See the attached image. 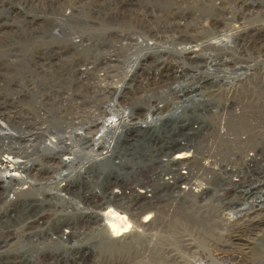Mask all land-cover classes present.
<instances>
[{
	"label": "bare ground",
	"instance_id": "bare-ground-1",
	"mask_svg": "<svg viewBox=\"0 0 264 264\" xmlns=\"http://www.w3.org/2000/svg\"><path fill=\"white\" fill-rule=\"evenodd\" d=\"M90 1L95 11L116 5V0ZM5 6L3 0H0V7ZM196 6L204 7L200 4ZM262 7L264 8V5ZM210 8L213 13L208 19L210 24L206 27V32L211 37L225 31L231 32L233 29L231 36L224 35L226 39L223 40L224 42L228 43L234 38L233 46L240 50L247 49L244 43L247 39V43L251 46L258 45L259 51L264 49L260 47L264 45L263 27L245 31L234 27L227 28L223 20L222 9L212 6ZM189 9L188 3H182L181 0L169 1L167 4L153 0V6L151 3L142 2L134 11L123 13L114 8V11L106 12L105 18L110 23L108 26L111 30L104 34L102 39L94 42L92 61L84 59L79 63L80 68L75 65L70 68L69 85L36 82L31 84L33 86L31 90H42L43 94L36 99L35 115L27 121L24 120L22 126H19L18 137L12 134L4 124L0 125V206H2L0 207L2 211L0 214V264L41 263L39 258H26L25 254L31 252L30 250L25 251L19 247L11 248L9 243L14 238L19 239L20 244L27 245L28 248L30 246L33 252L44 243L46 246L51 245L52 261L49 262L46 259L44 264H69L64 249L74 247L71 242L73 244L82 236L83 233L80 232L83 228L92 225H98L101 231L99 240L93 248L87 247L86 244V248L78 252L81 262L74 258L70 264H84L83 261H90L85 264H264V211H261L264 208V155L261 146L264 144L262 142L250 144L251 136L264 130V127L261 126L262 122L256 120L255 122L247 121L246 126L239 125L242 120L251 118L257 113H264V54L259 52L258 60L252 58L248 60L242 57L238 59L241 62L235 57L224 59L218 55L204 59L206 50L213 51L215 47L222 48L227 45L221 41L223 35L210 39L208 42H206L207 39L198 42L200 40L198 28L188 24L192 17L186 12ZM242 9L239 13H242ZM60 12L64 22L79 17L82 23L81 26L76 27L82 32L79 37H76L79 40H74L72 34L66 36L67 50L80 52L92 46L93 41L83 36V32L92 29L94 25L83 21L81 10L74 5H69ZM6 21L7 17L0 15V32L3 27H11ZM53 25V29L60 28L58 22H54ZM119 28L125 30L121 31ZM133 29L142 31L141 39L136 38L135 33L129 32ZM175 31L178 35L173 36V39L168 42L165 41L164 36ZM177 47V50H172ZM234 53L239 54L238 51ZM147 60L151 61L147 62ZM181 62L195 68H204L207 73L213 74L228 72L231 75L235 71L256 72L260 69L263 71V76L258 80L259 93L257 95L246 94L238 99L235 95L231 97L237 106L227 110L229 113L234 112L240 115V121L236 123V127L239 125L237 128L239 137L233 142L235 144L228 145L227 142H230L228 137L223 143L220 142L219 137H216L224 128V119L218 112L215 113L208 108L202 114L205 118L213 120L217 129H214L212 124L205 125L197 121L195 125L187 126L188 132L182 126L179 127L181 138L176 143L172 141L167 145L165 138H159L153 140L151 142L153 144H149V146H154L155 154H152V159H146V161L144 159V161L145 163L148 161L147 167L157 166L148 176L149 183L152 185L146 186V189L144 187V191L136 190L138 184L146 185L144 181L130 183L126 179L128 182L126 186L131 188L128 196L125 195L126 189L123 193L111 192L114 183L110 180H106L98 188H94L93 182V185H90L93 196L90 200L83 201L81 206L70 205L68 201V196L78 193L77 186L63 185L61 189H58L57 195L49 194V200L45 202L54 201L56 197L60 202L69 205L66 209L71 208L76 211L79 209L80 211L74 223L63 221L64 225L57 227L50 236L51 215L45 216L41 212L44 209L42 206L38 209L39 199L34 197L33 200H27L20 206L18 199H23L22 197H26V194L33 191L38 192L37 186L41 187L45 184L44 177H41L43 172L47 175V173L65 170L62 171L66 172L62 178L69 179L71 172L75 169L73 173L83 176L86 174H82L84 165L102 160L119 139L126 137L124 146H144L143 138L140 137L149 127L142 126V124L137 125L133 115L129 119L124 106L136 100L133 96L138 90H142L140 84L150 80L149 77L152 74L164 83H179L187 79L188 75L184 71L175 72L177 64ZM34 64L43 63L38 59L34 61ZM145 70L148 71L147 76L140 79L139 72L142 73ZM216 83L215 86L220 85ZM237 83L235 85H238ZM230 84L229 88L234 86V82L228 85ZM211 85L209 79L199 78L194 84L195 87L191 86L190 90L185 88V92L194 94L200 86ZM230 94L226 91L225 96ZM55 99H59L64 105L56 111L47 109V104ZM13 100H2L0 110L6 108L8 104H13ZM110 100H112V105L107 104ZM251 102L258 103L260 106H254V109L247 108V104ZM160 110L159 106H154L155 113ZM48 113H53L55 117L59 116L62 125L68 124L65 127L66 130H61L63 127L57 130L58 136L52 132L56 129L53 125H49L45 120L43 122ZM10 114L5 111L1 117L8 121L11 119L8 117ZM11 115L14 118H20L17 113ZM107 119H113V122L107 124L109 122ZM74 126H77L81 133L72 130L69 133L70 136L66 137L67 129ZM26 129L31 132H24L23 130ZM131 134L138 138H130ZM12 139H19L20 145L10 146ZM22 141L25 146L22 145ZM75 141H83L86 146L92 147L93 151V155L80 165H77L79 163L77 159L81 152L79 148L73 146ZM99 146L102 149L101 152L94 153L95 148ZM217 146H228L229 149L227 147L222 152L218 147L216 151ZM251 146H253L251 151L254 153L247 155L245 149L250 150ZM56 150L60 153L59 155L55 154ZM40 151H47V153L40 159L35 158V152ZM221 156L224 158L221 159ZM154 157L158 159L157 162L153 160ZM244 158L248 165L254 162L257 165L254 171L239 183L235 179L237 177L235 167L236 162L239 163ZM258 160L263 162V165L259 166ZM214 162H217L220 167H214ZM74 165L77 167L74 168ZM70 169H72L71 172L68 171ZM181 170L186 172L182 173ZM140 171V169L137 170L138 173ZM164 177L167 178L164 179ZM212 177H215L218 183L221 181L225 184L226 188L221 189L223 192H216L215 187L210 190L209 186L215 181ZM88 178V176L85 177V183ZM97 178H99L98 175L95 179ZM194 181H205L208 186L203 188ZM247 182L249 183L246 184ZM185 183L187 186L182 187L184 191H181L179 186ZM162 188L166 190L164 195L161 194ZM208 190L211 191L210 194L206 192ZM158 193L160 196L158 195L157 198ZM199 199L203 200L200 207L212 206L215 200L220 201L221 207L216 212L212 206L213 210L207 212L197 207ZM234 200L236 202H233ZM51 204V202L48 204V208ZM247 205L257 206V208L260 206V208L250 211ZM239 206H246V208L238 209ZM113 208L116 210H112ZM235 208L237 210L233 211ZM229 210L233 212H228ZM30 212L31 216L28 215ZM239 213L241 218H237ZM69 214V211H60L58 215L63 218V216L68 217ZM19 215L25 218L30 216L28 225L24 223V220L23 222L17 221ZM208 217L212 221L218 219L217 223L222 229H215V222H207ZM52 224H54V217ZM69 229L73 231L70 232ZM190 229L194 232L192 233ZM62 236L66 237L62 238ZM33 259L35 261H32Z\"/></svg>",
	"mask_w": 264,
	"mask_h": 264
},
{
	"label": "rangeland",
	"instance_id": "rangeland-1",
	"mask_svg": "<svg viewBox=\"0 0 264 264\" xmlns=\"http://www.w3.org/2000/svg\"><path fill=\"white\" fill-rule=\"evenodd\" d=\"M158 1L160 3L167 4L169 1L172 2L173 0ZM3 2L6 6L2 8L0 7V15L4 16L5 18L7 17L6 23H9L11 27H3L0 32V37H2L0 38V102H2V100L4 99L14 100L13 104H8V106L6 107L7 109L2 108L0 110V125L4 124L12 134H16V137H18L17 134L20 131L19 126H22V122L24 120L27 121L31 119L32 116L35 115L34 113L36 111V99L40 94H43L42 90H31L33 87V83H56L69 85L71 80L70 68L73 65L80 68L79 63H81L84 59H88L91 62L94 56V42L102 39L104 34L111 30V27L108 26V24L110 23H108V20L105 18L106 12L109 13L111 11H114V8L123 13L134 11L138 9V4L142 2L151 3V5L153 6V0H116V5H110L106 7V9L95 11L92 9V3L90 0H3ZM181 2L188 3L190 9L186 12L192 16L188 21V24L195 25L198 28L200 38L198 42H203L206 39V42H208L210 39L216 38L219 35H223V37H221V41H225L226 39L224 35L226 34L228 36H231V34L233 33V29L231 32H227L224 30V33L211 37V35L206 32V27L210 24V22L208 23V21H210L208 19L213 13V10L210 8L211 6L222 9L223 20L225 21L227 28L234 27L242 31L252 28L253 30H255L259 29L260 27H263L264 29V8L262 7V5H264V0H181ZM196 4L203 5L204 7H197ZM69 5H74L75 7H77V9L81 10V18L85 23L94 25L92 29L83 32V36H87L93 41L92 46L90 45L85 51L69 52L66 48L67 35L72 34L74 40H79L76 37H79V34L82 33L80 32L79 28H76L82 25V23H80L79 17H74L72 20L67 22L63 21L60 11L65 10ZM240 7L243 8H241L242 13H239V11L241 10ZM153 9L156 13V8L154 7ZM77 15L79 16L78 12ZM54 22H58L60 24V28L53 29L52 25ZM119 30L124 31L125 29L119 28ZM129 32L135 33V37L141 39L142 31L133 29ZM175 35H178L176 31L174 33L166 34L164 36L165 41L168 42L172 40L173 36ZM2 40L3 42H1ZM224 41L223 43H226ZM244 43L247 46L245 47L247 49L239 50L233 46L234 38H232L228 43H226V47H215L213 51L206 50L204 52V59L213 55H218L222 56L224 59H234L235 57L238 60L243 57V59L250 60L252 58L258 60L260 55L257 54L259 52H262L264 54V49H262L264 48V45H260L262 51H259L258 49L260 48H258V45L251 46L250 43H247V39L244 41ZM177 49L178 47L173 48L172 50ZM234 51H238L239 54H235ZM144 52L145 51H143V53ZM38 59H40V62H42L43 64L35 65L34 61H37ZM168 59L177 60L175 58ZM148 61L151 60H147V62ZM197 66L200 65L197 64ZM134 69L135 67L133 68V70ZM146 71L147 70H145V72L142 71V73L139 72V75L141 74V76L139 77L140 79L147 76L148 71ZM179 71H184L188 75L187 79L182 80L179 83H164L161 79L152 74L149 77L150 80L143 81L140 84L142 90H138L135 96H133V99L136 100L134 102L130 101L124 106V109H126L125 112L128 113L127 117L129 119L133 115L136 118L134 122L138 123L137 125L142 124V126L147 125L149 127L146 131H143L144 133L141 132L143 134L140 138H143L142 143L144 146H124L126 137L124 139H119L117 144H115V146H112V149L109 150L108 154H106L102 160L94 161V163L84 165L82 174H86H84L83 176H79L78 173H73L75 169H73V172H71L72 169L68 170L69 172H71V177H69V179L64 177L62 178V175L66 173L62 171L65 170L52 172L50 174L47 173V175L43 172L41 177H44L43 181L45 184L41 187L37 186L36 189H39L38 192L36 189H34L36 191L26 194L27 196L22 197L23 199H18V205L20 206L27 200H33L34 197L39 199V202H37V205H39L38 209H40L42 206L44 209L41 212L45 216L51 215V224L49 227L51 236V233L54 232L57 227H61L64 225L63 221L64 223L65 221L74 223V221H76L77 219L76 216H78L80 211H78L79 209H77V211L71 208L66 209V207H68L69 205L65 202H60L56 197V200L54 199V201H50L52 204L51 207L48 208V204L50 202L48 203V201H45L49 200V194L51 195L52 193H54L57 195L59 193L58 189H61L63 185L72 187L77 186L78 193L73 196H68V201L70 202V205L75 204L77 206H81L83 204V201L90 200V198L93 196L90 189V185L93 182L94 188H98L99 185L103 184L106 180H110L114 183L112 184V187L114 188H111V192L114 193L116 191L123 193L126 189L125 195L128 196V194H130L131 192V188H128V185L126 186V184L128 183L126 179H128L130 183L132 181H144L146 185L142 186L138 184L136 186L137 191H144V187L146 189V186L152 185L151 183H149L148 176L153 173V169H155L154 167L157 166L154 165L152 168L150 166H146V164H148V161L145 163L146 159H152V154H155L154 146H149V144H153L151 142L153 140H158L159 138H165L167 145H169V143H171L172 141L176 143V141L180 140L179 138H181L179 136V127L182 126L183 129L187 131V126L190 124L195 125L197 121L205 125L212 124L213 128L217 129V125L212 122L213 120H211L210 118H205V116H203L202 113L204 110L210 108L215 113L218 112L220 116H223L224 128L221 134L219 136L217 134L216 137L220 138L221 143L225 142L226 137H228L230 140V142H227L228 145L235 142L239 137V135L237 134V128L240 124H244L246 126L247 121L252 120L255 122L256 120L258 122H262L263 124L261 126L264 127V113H257L251 118L240 121L239 114L234 112L229 113L227 110L230 107L234 108V106H237V103L231 99L232 95H235L236 99H238L239 97L241 98L242 96H246V94L255 96L259 93L258 80L263 76V71L261 69L256 72L235 71L234 74L231 75L228 72H225L224 74H213L207 73L204 68H195L191 65L181 62L180 64H177L175 69V72ZM199 78L209 79L212 85L200 86L196 93L187 94L185 92V88L190 90L191 86L195 87L194 84ZM231 82H234V86L229 88L231 84H228ZM215 83L220 84L221 87L220 85L215 86ZM235 83H237L238 85H235ZM226 91L230 92L231 94L225 96ZM217 94L219 95L214 98V96ZM111 101L112 100H110L107 104L112 105ZM52 105L54 106V108ZM63 105L64 104L62 103V101H60L59 99H55L47 104V109L49 108L52 111H56ZM155 105L159 106L161 109L157 113L154 112ZM254 106L260 105L254 102L247 104V108L254 109ZM5 111L11 114L17 113L18 115H20V118H14V116L10 114L8 117L11 119L7 121L3 117H1V114L5 113ZM45 118L43 119V122L45 120V122L49 123V125H53L54 128H56L52 131L56 136H58L56 133L57 130H60V127H63V129L61 130L64 131L66 130L65 127L68 126V124L62 125V120L59 119L60 117H55L53 113H48ZM107 120L109 121L107 124L113 122V119ZM233 121L234 124H232ZM237 121H240V123L236 127ZM72 130L76 131L77 133H81L79 132L78 127L74 126L67 129V133L65 134V136L69 137V133L70 131L72 132ZM23 131L27 133L31 132V130L29 129ZM177 135L178 137H176ZM134 137L138 138V136L131 134L130 138ZM41 141L40 144L38 143L39 146L41 145ZM259 142H262L264 144V130L258 133H254L251 136L250 144H257ZM18 144L20 145L19 139H12L10 141V146H19ZM22 145L25 146L24 141H22ZM73 146L75 148H79V152H81V155H79V158L77 159V161H79V163L77 162V165H80V163H85L88 158L93 155L92 147L86 146L83 141H75ZM167 147L173 148L176 146ZM218 147H220V150L224 152V150H226L228 146H217L216 151H218ZM261 147L263 148L262 154L264 155V145ZM252 149L253 146H251L250 150L249 148H246L245 153L247 155H252L254 153L253 151H251ZM101 150L102 149L99 146L95 148L94 153H100ZM56 152L57 150L55 151V154H60ZM36 153L37 152H35L34 157L40 159L47 153V151H40L37 154ZM224 157L221 156L220 158L223 159ZM63 159H66V157H63ZM153 160H155L156 162L158 161V159L155 157ZM259 161L260 160H258V162ZM236 163L237 164L235 170L237 171V177L235 179L239 181V183L243 182L244 177H247L249 174H251V172L254 171V168H256L257 165L256 162L250 163V165H248L245 161V158L241 162ZM259 163V166L263 165V162ZM77 165H74V168H76ZM214 167L218 168L220 167V165L217 162H214ZM139 169L141 171L138 173L137 170ZM247 170L248 172H246ZM181 172L185 173L186 171L181 170ZM97 175L99 176V178L95 179ZM87 176L89 178L86 179L87 181L85 183V177ZM166 178L167 177H164V179ZM213 179L215 180L213 181L214 185L211 184L209 186L211 187L210 190L215 187L216 192H223L221 191V189L226 188L225 184L221 181L220 183H218L215 177H212V180ZM194 182L195 184L203 186V188H205V186H208L206 185L207 183L205 181ZM248 183L249 182H247L246 184ZM185 186H187L186 183L181 184L179 186V189L181 191H184L182 187ZM216 186L218 188H216ZM192 187L194 188V185ZM210 190L206 192L210 194ZM165 191V188H162L161 194L164 195ZM158 195L160 196V193L156 195L157 198ZM238 201L240 202V199ZM233 202H236V200H234ZM202 203L203 200L199 199L196 205H198L197 207L201 208L202 210H207V212L213 210L212 206L214 207V210L216 212H218L221 207L220 201L217 200L213 202L212 206L208 205L205 207H200ZM255 204L257 205V203ZM255 204L253 205L255 206ZM253 205H247V208L250 211H254L260 208V206L258 208L257 206L252 207ZM240 208H246V206H239L238 209ZM112 210L116 209L113 208ZM231 210H229L228 212H233L237 209L235 208L233 211ZM60 211H69L70 214L68 217L63 216L62 218L60 215H58ZM261 211L263 212L264 208ZM1 212L2 211L0 210V214ZM30 214L31 212L28 215ZM233 214L235 215V213ZM29 217L25 218V216L19 215L17 221L23 222L24 220V223L28 225ZM53 217L54 224H52ZM237 218H241L240 213L237 214ZM213 221L216 224L215 229L221 230V225L217 223L218 219H213ZM213 221L208 217L207 222L212 223ZM62 230H64V228H62ZM33 231L34 230H32V232ZM69 231L72 232L73 230L69 229ZM190 231L192 233L194 232L191 229ZM80 233H83L82 236L76 239L73 244L71 242V245L74 247H67L64 249L69 264L72 263V259L74 258H77L78 262H81V260H79L81 259L80 253L78 252L86 248V244L87 247L89 246V248H93L100 238L101 231L98 228V225H92L88 228H83ZM23 234H25V232H23ZM197 236L201 237V235ZM65 237L66 236H62V238ZM18 240L19 239L15 238L12 239V241H10L9 243V246L13 249L19 247L25 251L30 250L31 252H27L25 254L26 258H39V260H41L40 264H44V260L46 259L49 260V262L52 261L51 245L46 246L44 243L33 252V250L30 249V246L28 248L27 245L20 244ZM60 250L63 251V249ZM113 257H115V255H113ZM32 261H35V259H33ZM88 262L83 261L82 263L85 264Z\"/></svg>",
	"mask_w": 264,
	"mask_h": 264
},
{
	"label": "built area",
	"instance_id": "built-area-1",
	"mask_svg": "<svg viewBox=\"0 0 264 264\" xmlns=\"http://www.w3.org/2000/svg\"><path fill=\"white\" fill-rule=\"evenodd\" d=\"M207 183V182H206Z\"/></svg>",
	"mask_w": 264,
	"mask_h": 264
}]
</instances>
